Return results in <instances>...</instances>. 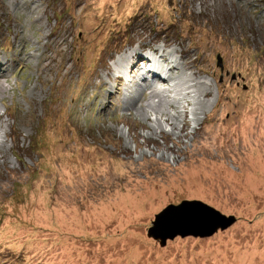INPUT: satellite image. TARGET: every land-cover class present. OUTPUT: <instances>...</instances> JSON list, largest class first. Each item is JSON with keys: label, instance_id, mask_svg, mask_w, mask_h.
Returning <instances> with one entry per match:
<instances>
[{"label": "rangeland", "instance_id": "374dc122", "mask_svg": "<svg viewBox=\"0 0 264 264\" xmlns=\"http://www.w3.org/2000/svg\"><path fill=\"white\" fill-rule=\"evenodd\" d=\"M0 63V264H264V0H0Z\"/></svg>", "mask_w": 264, "mask_h": 264}, {"label": "water", "instance_id": "95a60500", "mask_svg": "<svg viewBox=\"0 0 264 264\" xmlns=\"http://www.w3.org/2000/svg\"><path fill=\"white\" fill-rule=\"evenodd\" d=\"M217 59L222 68L219 54ZM190 201L183 200L178 204H167L155 214L147 234L154 239L158 238L159 242L164 244L168 237L191 233L200 236L210 235L218 228L225 229L236 221L234 215L223 214L202 200ZM185 204L190 206H184Z\"/></svg>", "mask_w": 264, "mask_h": 264}, {"label": "bare ground", "instance_id": "6f19581e", "mask_svg": "<svg viewBox=\"0 0 264 264\" xmlns=\"http://www.w3.org/2000/svg\"><path fill=\"white\" fill-rule=\"evenodd\" d=\"M0 65H1V63H0Z\"/></svg>", "mask_w": 264, "mask_h": 264}]
</instances>
